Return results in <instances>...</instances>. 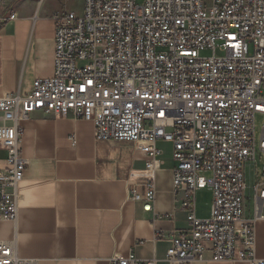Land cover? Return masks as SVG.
Returning a JSON list of instances; mask_svg holds the SVG:
<instances>
[{
  "label": "built area",
  "instance_id": "1",
  "mask_svg": "<svg viewBox=\"0 0 264 264\" xmlns=\"http://www.w3.org/2000/svg\"><path fill=\"white\" fill-rule=\"evenodd\" d=\"M206 50L213 55L202 56ZM54 66L30 92L0 97V220L19 215L18 186L29 164L23 121L35 112L71 115L93 122L98 140L135 143L151 174L161 167L159 141L173 145V194L189 229L170 237L169 264L207 260L209 248L214 261L264 264L256 253L264 180L255 186L254 218L245 217V169L257 157L259 116L264 154V0H84L82 14L56 19ZM208 187L214 200L202 219L197 193ZM130 197L153 212L155 177L135 182ZM157 263L131 253L110 258ZM0 264L38 260L0 241Z\"/></svg>",
  "mask_w": 264,
  "mask_h": 264
},
{
  "label": "crops",
  "instance_id": "2",
  "mask_svg": "<svg viewBox=\"0 0 264 264\" xmlns=\"http://www.w3.org/2000/svg\"><path fill=\"white\" fill-rule=\"evenodd\" d=\"M83 8L84 0H0V97L30 92L35 80L54 75L56 19L67 12L82 14ZM12 14L16 19L10 20ZM22 128L29 164L18 186V219L0 220V241L38 264H110L112 256L130 253L169 264L170 237L189 229L187 212L173 194L177 162L171 143L159 141L161 167L151 174L135 143L98 140L91 121L35 112ZM0 153L5 167L6 152ZM150 177L156 180L157 199L155 210L146 212L131 200L130 188ZM247 194L248 188L245 217L252 219L255 196ZM213 200L211 188L198 191L199 218L210 216ZM256 232V253L264 258V218ZM205 257L192 264H251L214 261L210 248Z\"/></svg>",
  "mask_w": 264,
  "mask_h": 264
},
{
  "label": "rangeland",
  "instance_id": "3",
  "mask_svg": "<svg viewBox=\"0 0 264 264\" xmlns=\"http://www.w3.org/2000/svg\"><path fill=\"white\" fill-rule=\"evenodd\" d=\"M141 2V0H138ZM213 52L211 50H206L202 52V56H212ZM262 123L263 119L262 117L257 118V157L254 161H249L247 163L245 172H246V182H247V188H248V196L253 195L255 196V186L258 183H261L264 180V154L260 151V140H261V129H262ZM3 157L4 154L0 153ZM252 202V206H255V201L252 199L250 200V203ZM210 217V216H209ZM208 217V218H209ZM207 219V218H204Z\"/></svg>",
  "mask_w": 264,
  "mask_h": 264
}]
</instances>
